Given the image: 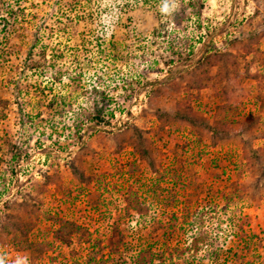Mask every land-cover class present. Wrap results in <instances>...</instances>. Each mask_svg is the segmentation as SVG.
<instances>
[{"label": "rangeland", "instance_id": "374dc122", "mask_svg": "<svg viewBox=\"0 0 264 264\" xmlns=\"http://www.w3.org/2000/svg\"><path fill=\"white\" fill-rule=\"evenodd\" d=\"M259 127L264 0H0L3 264H264Z\"/></svg>", "mask_w": 264, "mask_h": 264}, {"label": "trees", "instance_id": "16d2710c", "mask_svg": "<svg viewBox=\"0 0 264 264\" xmlns=\"http://www.w3.org/2000/svg\"><path fill=\"white\" fill-rule=\"evenodd\" d=\"M190 4L194 5L193 2H191ZM169 8L170 7H168L167 9L169 10ZM100 115H101L100 110H97L94 117L96 118L98 123H101L103 121ZM259 130L256 129V131H254L253 136L258 137V138H264V131L260 127H259ZM239 133H243V131H240ZM169 226L170 225L166 226L164 224H158L156 225V227H154L153 231L154 232H159L161 230L167 231V230H170ZM158 243H160V247H163V248L168 247L167 238H165L164 241L162 242L156 240L153 244H150L146 248L141 250V253L143 255L141 257V260L137 261L136 264H167L166 258H164V253H160V251L158 252L157 250L154 249V247L157 246ZM172 251H170V255H169L171 260H174L175 256L176 257L181 256V254L175 255V253H173ZM198 260H201V258H198ZM172 264H175V263H172Z\"/></svg>", "mask_w": 264, "mask_h": 264}, {"label": "clouds", "instance_id": "9594fccd", "mask_svg": "<svg viewBox=\"0 0 264 264\" xmlns=\"http://www.w3.org/2000/svg\"><path fill=\"white\" fill-rule=\"evenodd\" d=\"M0 264H3V259L2 258H0Z\"/></svg>", "mask_w": 264, "mask_h": 264}]
</instances>
